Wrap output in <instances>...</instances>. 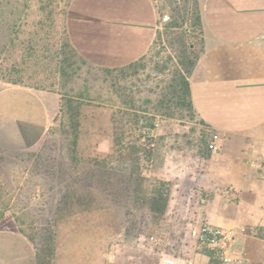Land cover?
<instances>
[{"label":"rangeland","instance_id":"1","mask_svg":"<svg viewBox=\"0 0 264 264\" xmlns=\"http://www.w3.org/2000/svg\"><path fill=\"white\" fill-rule=\"evenodd\" d=\"M69 1L0 0V87L44 93L49 108L35 146L0 148V227L46 249L47 264H157L196 239L194 206L207 197L198 177L224 150L221 135L181 98V79L189 81L205 48L200 0H152L151 46L109 69L69 45ZM155 190L167 194L162 214L149 207Z\"/></svg>","mask_w":264,"mask_h":264},{"label":"crops","instance_id":"2","mask_svg":"<svg viewBox=\"0 0 264 264\" xmlns=\"http://www.w3.org/2000/svg\"><path fill=\"white\" fill-rule=\"evenodd\" d=\"M200 3L205 48L189 77L190 96L198 117L223 138L224 150L198 177L207 197L195 203V216L232 231L222 252L226 260L220 256L224 264H264V159H254L264 150V0ZM156 27L152 0H70L65 14L71 47L101 68L138 60ZM47 100L24 85L0 87V148L25 150L42 139L49 125ZM0 264H36L29 239L0 227ZM157 264H209V256L191 239Z\"/></svg>","mask_w":264,"mask_h":264},{"label":"trees","instance_id":"3","mask_svg":"<svg viewBox=\"0 0 264 264\" xmlns=\"http://www.w3.org/2000/svg\"><path fill=\"white\" fill-rule=\"evenodd\" d=\"M69 42V41H68ZM70 45V43H69ZM71 46V45H70ZM73 49V48H72ZM74 50V49H73ZM199 55L195 57V59L192 61L191 63V67L193 69L197 59H198ZM85 61V60H84ZM86 62V61H85ZM135 62V61H134ZM132 63L128 64L131 65ZM105 69H109V68H105ZM191 72V70L189 71V73ZM63 74H68L65 71V67H63ZM13 83H16V81H13ZM181 93H182V97L183 99H185L188 102L189 106H193L192 101H191V96H190V85H189V81L185 78L182 77L181 79ZM67 106H68V113H69V119L70 121L74 122V126H76L78 124L77 121V116H78V111L76 106H74L72 104V102L70 100H67ZM115 129V130H114ZM116 127H113V132L114 134H116ZM115 142H118L119 139L117 136H115ZM155 195L150 197V201H149V207L150 210L154 213L157 214H162L165 211L166 208V204H167V194L163 195L161 190H155ZM35 250V255H36V264H47L46 263V257H47V250L46 249H36ZM207 253V255L209 256V264H224V262H222L221 258H220V251L219 249H209L205 251ZM234 264V263H231Z\"/></svg>","mask_w":264,"mask_h":264},{"label":"built area","instance_id":"4","mask_svg":"<svg viewBox=\"0 0 264 264\" xmlns=\"http://www.w3.org/2000/svg\"><path fill=\"white\" fill-rule=\"evenodd\" d=\"M210 150L212 153H217L220 150V146L216 143H211ZM240 230L244 231L245 229L240 228ZM231 234V230L221 229L208 222H201L196 229L198 243L210 249H219L220 256L223 260H226L222 255L223 248L225 242L231 238ZM165 261L170 262L169 259H165Z\"/></svg>","mask_w":264,"mask_h":264}]
</instances>
